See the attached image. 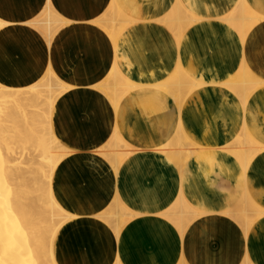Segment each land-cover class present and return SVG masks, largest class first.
Masks as SVG:
<instances>
[{"label":"crops","instance_id":"0c3cea01","mask_svg":"<svg viewBox=\"0 0 264 264\" xmlns=\"http://www.w3.org/2000/svg\"><path fill=\"white\" fill-rule=\"evenodd\" d=\"M178 1L122 0L136 13L115 46L100 24L112 0H0L1 83L29 88L53 72L70 86L54 115L56 135L69 151L56 172L55 193L76 215L59 235L61 264H113L117 255L123 264H264V215L246 228L240 213L245 190L264 209V150L245 173L226 150L246 129L264 146V85L247 102L224 85L244 64L264 80V19L246 40L227 21L238 1L264 16V0ZM174 7L196 18L180 38L165 22ZM49 12L58 18L46 30ZM115 63L140 87L162 84L179 67L204 85L182 109L153 92L159 106L147 113L138 103L140 89L134 90L117 113L101 89ZM175 119L205 149L182 168L156 148L168 141L163 135ZM115 127L138 149L121 164L106 152ZM118 201L130 211L120 239L115 222L104 218L118 212ZM185 202L202 215L189 214L182 237L168 212Z\"/></svg>","mask_w":264,"mask_h":264},{"label":"bare ground","instance_id":"6f19581e","mask_svg":"<svg viewBox=\"0 0 264 264\" xmlns=\"http://www.w3.org/2000/svg\"><path fill=\"white\" fill-rule=\"evenodd\" d=\"M121 1L112 0L110 13L100 22L101 26L105 28L104 30H107L106 32H108L115 46L119 36L127 28V25L134 22L133 16L136 13L134 8H129L128 5L121 3ZM238 4L240 7L236 8L237 10L227 17V21L239 31L242 39L246 40L258 22L264 19V16L252 10L248 5L244 6L245 2L241 5L238 1ZM179 8L176 11L173 10L172 19H168L169 21L165 19V22L169 23L174 33L180 38L190 25L189 23L196 21V18L188 10H185L184 7ZM182 17L186 18L188 22L183 23L185 19ZM55 18L58 17L55 14H51V12L46 14V19L43 21L46 30H51V24L53 25L57 22ZM118 21L124 22L127 25L121 23L123 26L121 24L119 26L117 25ZM4 25L5 23L0 20V28ZM114 65L112 75L110 74V78L105 79L101 89L108 96L110 95L112 102L115 103L117 113L121 112L122 107L120 102L135 88L137 90L140 89V96L146 95H144L146 98L142 100L144 103L140 105L142 111L146 112L150 111V107L154 105L157 108L159 106L158 99L153 92L167 94L166 96L172 97L174 101H177L179 109H182L181 107L186 102L185 100L200 91L204 85L201 81L199 82L192 78L182 67H179L170 77L162 81V84L140 87L132 85L131 81L121 73L118 64L115 63ZM236 77L240 78L238 82L229 80L224 85L245 102L248 101V98L258 87L264 85V80L253 78L246 64L243 65ZM129 82L131 86L128 85ZM68 86L65 85L63 87V83L55 77L53 72L49 73L48 76L37 84L30 85L29 88L24 89L6 86L0 81V264H61L59 257H57L59 235L62 229L76 218V215L71 212L69 213L60 200H58L55 193L54 181L62 160L69 153L66 145L56 135L54 123L57 99L69 89L70 86ZM182 87L186 90L180 93ZM146 93L151 95L148 96ZM172 99L169 98V101ZM174 101L172 100V102ZM139 103H142L140 98ZM151 109L156 111L155 107ZM244 122L246 123V121ZM174 123L173 128L166 127V132H164L163 137L166 136L168 141L158 147L162 148L161 153L163 155L165 154L182 168L196 152L193 153L192 145L189 142L191 138L186 139L183 136L186 135L187 137L189 135L184 130L182 120L175 119ZM114 129L117 128L115 127ZM117 130L111 136L109 147L107 146L110 152H107V154L110 153V156H113L111 157L112 161L113 158L115 160L113 162L121 164L126 156L133 153V146L129 142L124 141L121 133ZM246 134L249 133L247 132ZM181 135L186 140H181ZM249 135H252V133ZM241 142L239 140V144ZM250 144L252 145V143ZM196 145L198 144L196 143ZM230 146L232 145L230 144ZM119 147H124L126 152L111 153L114 150L116 151L117 148L119 149ZM158 147H156L157 150H160L161 148L159 149ZM245 148L241 152V155H244L245 159L242 161L241 156L239 157L240 159L238 158L240 164L243 163L245 165H242L243 173H245L244 170H247L246 167L248 168L251 164L250 157H254L252 151L249 153L250 150L248 148L245 150ZM203 149L204 147H202ZM232 149L231 147V152L227 151L232 154ZM204 150L202 153L205 152ZM236 152L239 153L237 150ZM180 154H184V156L182 155L183 158L180 157ZM244 176L247 177L246 174ZM245 198H247V203L251 204L256 209V213H258L254 218L252 216H249V218L247 214L241 213L245 217L241 219L245 220L244 222L247 224L246 228H249L264 215V209L260 208L247 193L243 194L242 199ZM186 202L184 205H180V202L179 206H176V211L172 210L168 212L170 220L172 219L178 226L177 228H179L182 237L185 236L187 226L192 223L193 218H196L197 215H202V213H199L198 210L192 208L193 206L191 207ZM118 203V212L115 211L109 215L110 218L108 216L104 217L108 223H111L112 217L115 219L116 215L126 209V206L120 201ZM172 207L174 208L173 204ZM191 212L192 215L196 216H191L193 218L189 219ZM128 216L122 219L121 225L120 227L118 226L117 230L114 227L119 239L121 237V228L126 224ZM117 256L113 264H123L120 256ZM246 261L249 260L247 259ZM247 263L250 264V262Z\"/></svg>","mask_w":264,"mask_h":264},{"label":"rangeland","instance_id":"374dc122","mask_svg":"<svg viewBox=\"0 0 264 264\" xmlns=\"http://www.w3.org/2000/svg\"><path fill=\"white\" fill-rule=\"evenodd\" d=\"M118 23L121 24L122 22L119 21ZM228 23H229V22H228ZM122 24H123V25H127V24H125L124 22H123ZM122 24H121V26H123ZM114 67H115V65H114ZM113 71H114V69H112V71H111V73H110L111 75H112ZM110 74L108 75L109 78H110V76H111ZM108 77H107V79H108ZM107 79H106V80H107ZM239 79H240V78H239ZM239 79H238V77L235 76L234 78L231 79V81H234V82L237 81V82H238ZM111 80H112V79H111ZM253 80H254V79H253ZM128 85L131 86V83L129 82ZM132 85H133V83H132ZM64 86H65V85L63 84V87H64ZM68 87H69V86H68ZM68 87H65V88H68ZM134 90H137V89L135 88ZM134 90H133V91H134ZM180 90H182V91H180V93H182V92L185 91L186 89H184V88L182 87V89H180ZM131 91H132V90H131ZM103 92H104V91H103ZM146 94L148 95V93H146ZM57 95H58V94H57ZM144 95H145V94H144ZM144 95H143V96L141 95L142 97L139 96L140 101L142 102L141 104L138 102L139 105H142V104L144 103V102L142 101V100H144V99L146 98V97H145L146 95H145V96H144ZM149 95H151V94H149ZM149 95H148V96H149ZM107 96H108V94H107ZM148 96H147V97H148ZM108 97H109L110 100H111L110 95H109ZM113 103H114V102H113ZM245 128H247V127H245ZM247 132L250 134V132L248 131V129H246V131L244 132V134H243V135H240V137H238V140L236 141V143H237L236 145H235V143H233V144H231L232 146H230V145L228 146L229 148L226 147V150H228V151H230V152H231V147H232V148H233V149H232V154L235 153L236 155H235V154H234V155H235L237 158H239V157L241 156V158H242L241 160H242V161H243V159H245V157H244V155H241V152H242V150H244L245 147L248 148V146L251 145L250 143H252V145H253V144H254V145H255V144H258L259 146H260V145H261V146L263 145L262 143L258 142V141L255 139V137H253V134H252V135L246 134ZM183 136H184L186 139H188V138L190 139L189 136H187V137H186V135H183ZM248 136H249V137H248ZM251 136H252V137H251ZM245 137H246V138H245ZM180 138H181V140H186V139H184V138L182 137V135H181ZM241 138H242V139H241ZM247 138H248V139H247ZM252 138H253V140H252ZM244 139H245V140H244ZM190 140H191V141H189V140H188V141H189V142L191 143V145H192L193 153L196 152V154H197L198 152H200V151L202 150V148L200 147V145H199L198 143H197L198 145H196V142H194L193 139H190ZM239 140L242 141L241 143L243 144V146H241V145H242L241 143H240L241 145L239 144ZM250 140H251V141H250ZM192 141H193V142H192ZM237 145H239V146H238V149H239V150L241 149V151H239V150L237 149ZM252 145H251V146H252ZM234 146H236V147H234ZM244 146H245V147H244ZM261 146H260V150H259V149H256V150L254 149V152H253V150L248 149V150H250L249 153L252 151L253 156H254V157H250V159H249V160H251L250 163H252L253 159L256 157V156H255L256 154H258L260 151H263V150H264V149H263L264 146H262V147H261ZM194 147H196V148H194ZM255 147H256V146H255ZM158 148L160 149L161 147H158ZM193 148H194L196 151H195ZM247 148H245V150H247ZM132 149H133V151L138 150V149H136L135 147H132ZM234 149H235V151H234ZM161 150H162V148H161L160 150H158V151L161 152ZM236 150H237L239 153H237ZM106 152H110V149L108 148ZM113 152L123 153V152H126V150H125L124 147H119V149L117 148L116 151L114 150V151H112L111 153H113ZM201 152H202V151H201ZM215 152H216V151H215ZM215 152H214V154L217 155V153H215ZM233 152H234V153H233ZM254 153H255V155H254ZM196 154L194 153V155H193V154H192V155L195 156ZM201 154H202V153H201ZM103 155H104V154H103ZM182 155L184 156V154H180V157H181V158H183ZM237 155H239V156H237ZM104 156H105V155H104ZM109 156H110V153H109ZM217 156H218V155H217ZM105 157H106V156H105ZM111 157H112V156H111ZM199 157H200V155H199ZM125 158H126V157H125ZM239 159H240V158H239ZM241 160H240V161H241ZM173 162H174V161H173ZM177 165H178V164H177ZM245 193L248 194V192H245ZM243 194H244V193H243ZM248 195H249V194H248ZM249 196H250V195H249ZM241 204H242V207H240V210H241L240 213L243 212V213L246 214V207H248V208L250 209V211H251V216H252L253 218L256 217V215H258V213H256V209L253 208V207L251 206V204L247 203V198L242 199ZM114 212H115V211H112L109 215L113 214ZM128 212H129V211H128V208L126 207V209H125L124 211H122L120 214L116 215V218H115V219H114V217L111 218V222H115V230L118 229V226L120 227L121 222H122V219H125V218L128 216ZM124 214H125V215H124ZM120 217H122V218H120ZM197 217H198V215H197ZM109 218H110V217H109ZM246 225H247V224L245 223V227H246Z\"/></svg>","mask_w":264,"mask_h":264}]
</instances>
